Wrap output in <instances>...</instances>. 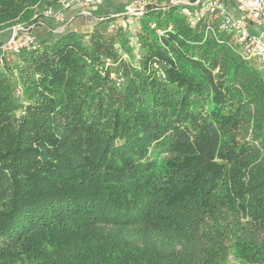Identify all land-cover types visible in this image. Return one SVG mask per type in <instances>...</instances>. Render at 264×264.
I'll use <instances>...</instances> for the list:
<instances>
[{
  "label": "trees",
  "instance_id": "obj_1",
  "mask_svg": "<svg viewBox=\"0 0 264 264\" xmlns=\"http://www.w3.org/2000/svg\"><path fill=\"white\" fill-rule=\"evenodd\" d=\"M57 6L0 0V33ZM114 20L4 48L0 264H264V67L179 5L140 58Z\"/></svg>",
  "mask_w": 264,
  "mask_h": 264
},
{
  "label": "built area",
  "instance_id": "obj_2",
  "mask_svg": "<svg viewBox=\"0 0 264 264\" xmlns=\"http://www.w3.org/2000/svg\"><path fill=\"white\" fill-rule=\"evenodd\" d=\"M103 0H59V5L68 9L73 4H79L85 12L86 10L95 7ZM242 6L250 3L256 8L254 14L255 19L264 15V0H240ZM168 4L179 5L181 13L186 16L191 26H197L199 23L207 21L210 23L209 29L215 28L220 31H231L235 34L237 41L242 45L243 55L248 59H257L264 67V37H256L248 32V19L245 16L232 15L224 2V0H171ZM159 0H131L124 7L122 15L115 16L116 20L110 24V30L116 28H123L130 30L132 35L130 37V45L134 48L138 58H140V42L134 23L139 17L147 13L151 7H161ZM46 16L58 15L54 13L53 7H48L45 10ZM219 22L217 23V21ZM216 21L217 24H213ZM172 27H169L171 29ZM160 33H164L160 30ZM3 47L20 51L23 47H37L39 45L35 36L25 33V35L16 38ZM4 64V59L0 58V65Z\"/></svg>",
  "mask_w": 264,
  "mask_h": 264
},
{
  "label": "crops",
  "instance_id": "obj_3",
  "mask_svg": "<svg viewBox=\"0 0 264 264\" xmlns=\"http://www.w3.org/2000/svg\"><path fill=\"white\" fill-rule=\"evenodd\" d=\"M131 0H103L98 5L84 11L79 4H73L70 8L65 9L61 5L54 8V13L58 15L44 16L40 23L32 26L25 33L35 36L40 42L53 40L65 30H75L78 32H91L99 20L107 17L122 15L124 7ZM161 4H168L171 0H159ZM228 11L235 16L247 17L248 32L256 37H264V15L255 19L256 8L250 3L242 6L240 0H224ZM219 20L217 21V23ZM216 23V24H217ZM17 27L7 29L0 33L3 41L13 38ZM10 35L9 37H7ZM10 41V39L8 40ZM4 42L3 45L6 43ZM4 53V47L0 46V56Z\"/></svg>",
  "mask_w": 264,
  "mask_h": 264
},
{
  "label": "rangeland",
  "instance_id": "obj_4",
  "mask_svg": "<svg viewBox=\"0 0 264 264\" xmlns=\"http://www.w3.org/2000/svg\"><path fill=\"white\" fill-rule=\"evenodd\" d=\"M133 27H134V29H136V32H137V29L140 27V21H139V20H136L135 23H134V26H133ZM29 34H30V33H29ZM137 34L139 35V32H138ZM22 35H25V33H23ZM22 35H21V36H22ZM9 36H10V35H8L7 37H9ZM17 37H18V35H16V37H15V35H14L13 38H9L10 41H8V40H9V39H8L6 42L3 41V40L1 39V37H0V44H2V43L4 44V42H5V43L8 45V44L12 41V39L15 38L14 41H16V38H17ZM3 44H2V46H4ZM6 44H5V45H6ZM0 46H1V45H0ZM0 58L4 59V53L0 56Z\"/></svg>",
  "mask_w": 264,
  "mask_h": 264
},
{
  "label": "water",
  "instance_id": "obj_5",
  "mask_svg": "<svg viewBox=\"0 0 264 264\" xmlns=\"http://www.w3.org/2000/svg\"><path fill=\"white\" fill-rule=\"evenodd\" d=\"M20 29H21V27H17L16 33H15V37H16V35H17V33L19 32Z\"/></svg>",
  "mask_w": 264,
  "mask_h": 264
}]
</instances>
